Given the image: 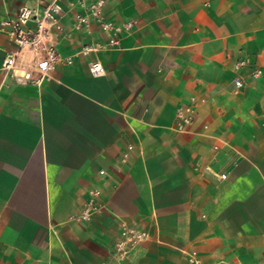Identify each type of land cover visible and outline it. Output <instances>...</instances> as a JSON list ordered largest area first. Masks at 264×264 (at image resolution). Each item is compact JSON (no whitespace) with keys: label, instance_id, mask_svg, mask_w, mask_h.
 Returning a JSON list of instances; mask_svg holds the SVG:
<instances>
[{"label":"crops","instance_id":"1","mask_svg":"<svg viewBox=\"0 0 264 264\" xmlns=\"http://www.w3.org/2000/svg\"><path fill=\"white\" fill-rule=\"evenodd\" d=\"M38 1L62 7L56 50L73 62L35 86L0 52V264H261L264 0H105L106 21L133 24L116 37L74 30L72 0H0L3 20ZM94 190L105 208L82 219ZM118 218L146 233L123 256Z\"/></svg>","mask_w":264,"mask_h":264},{"label":"built area","instance_id":"2","mask_svg":"<svg viewBox=\"0 0 264 264\" xmlns=\"http://www.w3.org/2000/svg\"><path fill=\"white\" fill-rule=\"evenodd\" d=\"M69 5L72 8L79 6L84 9V13L77 15L72 24L76 31L90 34L92 22L96 23L101 32L106 35L116 37L132 31L133 24L131 22L116 25L104 19L105 0H92L88 4L85 0H72ZM63 13L62 7L55 1L50 3L38 1L33 6L22 5L15 16L0 21V34L5 35L14 45L13 50L0 46V52L3 53L1 69L19 82L40 86L58 63L72 64L71 57H61L56 50V43L64 34V27L61 23ZM95 49L92 46L84 47L82 52L86 53ZM243 66L244 61L241 60L236 68L239 69ZM88 68L94 76L102 74V67L98 62L89 63ZM261 74V70H254L251 77L256 79ZM234 84L236 89L242 87V78L237 77ZM196 103L197 100L192 98L189 103L180 105L176 109L172 127L174 131L185 132L187 127L193 123ZM214 149L217 150L218 147L215 146ZM100 174H103V171H100ZM215 176L220 179L225 178L224 175ZM100 198L99 191L89 192L83 205L82 219H90L105 208ZM117 222L119 239L115 243V250L123 256L129 246L133 247L146 238V233L122 218H118ZM184 255L187 259L186 264H202L195 252H184ZM261 264H264V255H262Z\"/></svg>","mask_w":264,"mask_h":264},{"label":"rangeland","instance_id":"3","mask_svg":"<svg viewBox=\"0 0 264 264\" xmlns=\"http://www.w3.org/2000/svg\"><path fill=\"white\" fill-rule=\"evenodd\" d=\"M2 20H3V15L0 12V21H2Z\"/></svg>","mask_w":264,"mask_h":264}]
</instances>
